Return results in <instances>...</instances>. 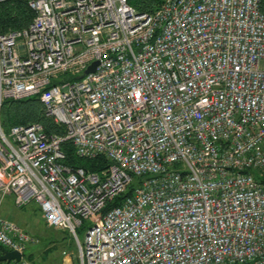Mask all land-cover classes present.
<instances>
[{"label": "built area", "instance_id": "built-area-1", "mask_svg": "<svg viewBox=\"0 0 264 264\" xmlns=\"http://www.w3.org/2000/svg\"><path fill=\"white\" fill-rule=\"evenodd\" d=\"M25 1L29 24L0 33V105L38 95L64 131L0 120V209L35 202L74 240L63 264H264L260 0ZM35 241L0 213V255L20 253L0 264H31Z\"/></svg>", "mask_w": 264, "mask_h": 264}, {"label": "trees", "instance_id": "trees-1", "mask_svg": "<svg viewBox=\"0 0 264 264\" xmlns=\"http://www.w3.org/2000/svg\"><path fill=\"white\" fill-rule=\"evenodd\" d=\"M139 12H152L162 0H127ZM260 9L264 13V0H260ZM33 13L29 9L25 0H6L0 2V33L8 29H21L26 27L32 20ZM0 120L4 130H8L11 125L18 123L40 122L46 132L63 133L64 128L53 122L45 115L44 106L38 95H32L21 99L5 98L0 105ZM66 154L65 162L73 166L80 165L87 169L96 168V159L89 160L74 155L73 148L69 141L62 144ZM99 165L105 166L102 161Z\"/></svg>", "mask_w": 264, "mask_h": 264}, {"label": "rangeland", "instance_id": "rangeland-1", "mask_svg": "<svg viewBox=\"0 0 264 264\" xmlns=\"http://www.w3.org/2000/svg\"><path fill=\"white\" fill-rule=\"evenodd\" d=\"M66 75L59 76V79ZM0 213L24 228L37 241L26 245L24 257L31 264H63L62 252L69 251L77 254V248L73 238L67 231L48 227L35 202L24 206H16L10 197L3 200ZM78 236L81 242L84 239V229H78ZM74 264H78L74 260Z\"/></svg>", "mask_w": 264, "mask_h": 264}, {"label": "water", "instance_id": "water-1", "mask_svg": "<svg viewBox=\"0 0 264 264\" xmlns=\"http://www.w3.org/2000/svg\"><path fill=\"white\" fill-rule=\"evenodd\" d=\"M97 64V61L92 62L83 72V74H86L90 71H93L95 69V66ZM11 259H15V260H19L20 259V253L16 252V251H6L5 253H3L2 255H0V261L2 260H11Z\"/></svg>", "mask_w": 264, "mask_h": 264}]
</instances>
